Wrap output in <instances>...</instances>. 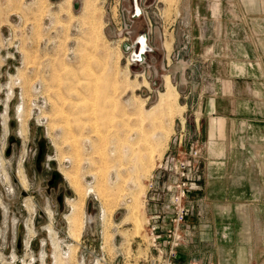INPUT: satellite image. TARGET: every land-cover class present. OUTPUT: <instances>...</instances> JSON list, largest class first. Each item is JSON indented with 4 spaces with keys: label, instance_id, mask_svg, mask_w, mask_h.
Returning <instances> with one entry per match:
<instances>
[{
    "label": "rangeland",
    "instance_id": "374dc122",
    "mask_svg": "<svg viewBox=\"0 0 264 264\" xmlns=\"http://www.w3.org/2000/svg\"><path fill=\"white\" fill-rule=\"evenodd\" d=\"M246 11L264 13V0H0V264H163L149 220L169 222L179 160L195 159L198 178L186 223L203 187L209 203L227 202L219 190L229 180L214 178L215 164L205 180L202 159L219 160L205 143L215 95L233 93L241 109L253 92L264 96V36L233 21ZM167 76L179 93L168 132L142 120ZM221 106L230 111L231 101ZM125 134L140 140L141 159ZM68 176L92 189L78 226L68 223L80 199ZM190 225L177 263L180 253L213 250L189 242Z\"/></svg>",
    "mask_w": 264,
    "mask_h": 264
},
{
    "label": "crops",
    "instance_id": "0c3cea01",
    "mask_svg": "<svg viewBox=\"0 0 264 264\" xmlns=\"http://www.w3.org/2000/svg\"><path fill=\"white\" fill-rule=\"evenodd\" d=\"M217 19L223 21V13ZM233 21L238 25L243 23L251 35L264 36V33H259L264 28V13L246 11L235 14ZM255 65L259 66L258 63ZM228 96L215 95L209 111L214 117L205 129V143L213 140L209 146L219 160L210 161L204 156L202 159L205 180L210 176V164H215V179L229 180L228 187L219 190L227 202L209 203L204 187L192 193L193 201L200 207H197L196 219L188 217L196 233L189 242L196 243L198 247L213 243V250L190 251L187 256L180 253L179 264H264V105L258 107L255 102L256 99L263 100L264 96L253 92L246 109L235 107L234 103L239 98L233 93ZM226 99L231 101L230 111L221 106V101ZM202 110L206 112V108ZM227 145L230 148L228 160L225 159ZM227 163L230 164L228 171L225 167ZM210 209L224 212V220L219 215V220L214 218L211 222L206 216ZM191 223H188L189 227Z\"/></svg>",
    "mask_w": 264,
    "mask_h": 264
},
{
    "label": "built area",
    "instance_id": "2783aa9c",
    "mask_svg": "<svg viewBox=\"0 0 264 264\" xmlns=\"http://www.w3.org/2000/svg\"><path fill=\"white\" fill-rule=\"evenodd\" d=\"M140 56V54L136 55V57ZM197 155L198 152H195L193 157ZM194 161L195 159H184L178 162L179 172L177 180H175L174 185L168 187V191L171 192V203L167 207L168 211L171 212L167 215L169 222L166 224L161 223L160 215H153L149 220V235L154 247L159 251L161 257L167 255L163 264H179L175 260L177 257L176 250L184 240V227H189L188 223H186L188 214L186 200L192 190L198 188L196 183L198 178L192 174V169L195 167ZM162 242L166 244V247H160Z\"/></svg>",
    "mask_w": 264,
    "mask_h": 264
},
{
    "label": "bare ground",
    "instance_id": "6f19581e",
    "mask_svg": "<svg viewBox=\"0 0 264 264\" xmlns=\"http://www.w3.org/2000/svg\"><path fill=\"white\" fill-rule=\"evenodd\" d=\"M95 88H97V86H94V85H91V84H88V86H87V89L89 90V92L96 91ZM178 95H179V93L177 91L176 86L172 83V81L167 76L166 81H165V90L160 92L158 102L153 106L152 110L147 111L145 116L144 115L142 116V113H144V112H140L139 113L143 117L142 120L143 121L144 120H149L152 123L153 122L156 123V121H158L159 123L158 124L156 123V125H155L156 127L155 128L165 129L166 127L164 126V121L166 122L167 118H166V120H164V117L165 116H168V117L169 116H173L172 114H173V112H175L174 111L175 107L178 105ZM92 110H94V112H97L98 109L95 108V109H92ZM169 120H172V119H170V117H169ZM168 122H170V121H168ZM139 123H141V122H139ZM139 126H140V128H142L141 125H139ZM166 132H168V130H166ZM125 135H127L128 139H129V141L131 143V148H130L131 150L130 149L129 150L131 151V153H133L132 155H134V156L136 155V158H138V160L141 159L140 153L142 152V149L139 146L140 140L136 143V142H133L134 141V137H133L134 135H130V134H125ZM167 135H169V134H167ZM119 136H121V135H119ZM122 136H124V135H122ZM122 136L118 139L117 143L119 145L117 144L116 146H114L116 152H119V151L121 152V146L123 144ZM150 143H153V142L151 141ZM120 156L122 157V154ZM68 179L70 180V185H72L74 190L80 196V199L77 202L74 201V203H72V205H71L72 206V211H71V214L69 213L70 215H68V223L71 226H78L79 225L78 224L79 215L82 214L83 210H84L85 198H86L87 194L92 192V189L91 190L89 189L88 191H83L81 189V185L82 184L79 182V178L76 177V176L75 177H69L68 176ZM23 183H26V181L24 179H23ZM138 208H139V205H138V202H137V205L134 208H132V210L130 211L132 213V215H134L135 210H139ZM103 217H106V212L105 211L103 212ZM79 227H81V225Z\"/></svg>",
    "mask_w": 264,
    "mask_h": 264
},
{
    "label": "flooded vegetation",
    "instance_id": "af4514ba",
    "mask_svg": "<svg viewBox=\"0 0 264 264\" xmlns=\"http://www.w3.org/2000/svg\"><path fill=\"white\" fill-rule=\"evenodd\" d=\"M146 39L147 38L145 35L140 38V43H139L140 54H142L146 49Z\"/></svg>",
    "mask_w": 264,
    "mask_h": 264
}]
</instances>
